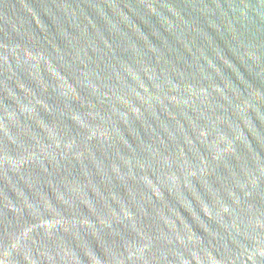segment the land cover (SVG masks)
<instances>
[{
  "label": "water",
  "instance_id": "95a60500",
  "mask_svg": "<svg viewBox=\"0 0 264 264\" xmlns=\"http://www.w3.org/2000/svg\"><path fill=\"white\" fill-rule=\"evenodd\" d=\"M0 264H264V0H0Z\"/></svg>",
  "mask_w": 264,
  "mask_h": 264
}]
</instances>
